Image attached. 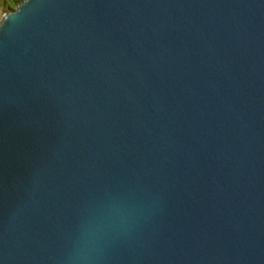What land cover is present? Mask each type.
Wrapping results in <instances>:
<instances>
[{
	"label": "water",
	"instance_id": "1",
	"mask_svg": "<svg viewBox=\"0 0 264 264\" xmlns=\"http://www.w3.org/2000/svg\"><path fill=\"white\" fill-rule=\"evenodd\" d=\"M0 264H264V0L5 11Z\"/></svg>",
	"mask_w": 264,
	"mask_h": 264
},
{
	"label": "trees",
	"instance_id": "2",
	"mask_svg": "<svg viewBox=\"0 0 264 264\" xmlns=\"http://www.w3.org/2000/svg\"><path fill=\"white\" fill-rule=\"evenodd\" d=\"M20 1L21 0H0V5H2L5 11H7L13 9Z\"/></svg>",
	"mask_w": 264,
	"mask_h": 264
},
{
	"label": "clouds",
	"instance_id": "3",
	"mask_svg": "<svg viewBox=\"0 0 264 264\" xmlns=\"http://www.w3.org/2000/svg\"><path fill=\"white\" fill-rule=\"evenodd\" d=\"M28 3V0H24V5ZM21 11V8L18 7L16 10H14L13 12L9 13L6 17H5V20H8L10 17H13L17 14H19Z\"/></svg>",
	"mask_w": 264,
	"mask_h": 264
},
{
	"label": "rangeland",
	"instance_id": "4",
	"mask_svg": "<svg viewBox=\"0 0 264 264\" xmlns=\"http://www.w3.org/2000/svg\"><path fill=\"white\" fill-rule=\"evenodd\" d=\"M5 12V10L3 9L2 5H0V18L2 16V14Z\"/></svg>",
	"mask_w": 264,
	"mask_h": 264
}]
</instances>
